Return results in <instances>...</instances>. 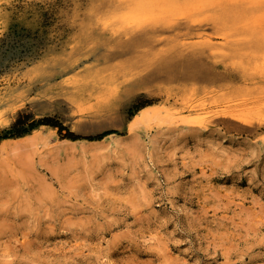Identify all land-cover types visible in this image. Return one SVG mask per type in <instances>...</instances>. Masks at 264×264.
Here are the masks:
<instances>
[{"label":"rangeland","instance_id":"1","mask_svg":"<svg viewBox=\"0 0 264 264\" xmlns=\"http://www.w3.org/2000/svg\"><path fill=\"white\" fill-rule=\"evenodd\" d=\"M0 264H264V0H0Z\"/></svg>","mask_w":264,"mask_h":264},{"label":"trees","instance_id":"2","mask_svg":"<svg viewBox=\"0 0 264 264\" xmlns=\"http://www.w3.org/2000/svg\"><path fill=\"white\" fill-rule=\"evenodd\" d=\"M33 126H31V128H32Z\"/></svg>","mask_w":264,"mask_h":264},{"label":"bare ground","instance_id":"3","mask_svg":"<svg viewBox=\"0 0 264 264\" xmlns=\"http://www.w3.org/2000/svg\"><path fill=\"white\" fill-rule=\"evenodd\" d=\"M144 113H146V112H144Z\"/></svg>","mask_w":264,"mask_h":264}]
</instances>
